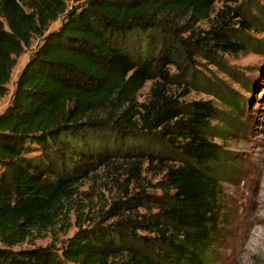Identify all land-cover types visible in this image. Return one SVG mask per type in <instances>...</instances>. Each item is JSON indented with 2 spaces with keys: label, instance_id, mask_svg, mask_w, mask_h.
Returning <instances> with one entry per match:
<instances>
[{
  "label": "trees",
  "instance_id": "trees-1",
  "mask_svg": "<svg viewBox=\"0 0 264 264\" xmlns=\"http://www.w3.org/2000/svg\"><path fill=\"white\" fill-rule=\"evenodd\" d=\"M218 1L83 0L69 7L66 0H0V98L17 58L33 37L42 38L0 114V264L211 260L224 161L209 136L216 109L206 101L181 107L165 88L166 66L201 48V37L182 34L209 19ZM237 32L213 25L207 34L216 43L201 46L241 51L246 46ZM149 81L150 98L139 103ZM122 164L135 182L161 169V193L150 194L143 184L132 193L127 179L124 198L84 214L74 200L78 183ZM73 213L77 230L61 248H14L69 229Z\"/></svg>",
  "mask_w": 264,
  "mask_h": 264
},
{
  "label": "rangeland",
  "instance_id": "rangeland-1",
  "mask_svg": "<svg viewBox=\"0 0 264 264\" xmlns=\"http://www.w3.org/2000/svg\"><path fill=\"white\" fill-rule=\"evenodd\" d=\"M66 2L74 7L83 0ZM222 9H225L224 15L216 19V12ZM62 19L63 16L52 22L49 30L59 28ZM241 20L255 25L244 27ZM222 24L238 31L246 46L243 50L224 52L219 47L207 50L216 43L207 32L213 25ZM190 35H193L191 40L196 36L203 39L198 43L201 48L184 58L180 65L166 66L170 78L165 93L184 108L195 101H206L216 109V116L210 120L209 136L219 144L224 161L219 167L222 188L218 201L219 236L207 264H264V0H227L226 3L219 0L211 17L197 23L182 37L187 39ZM41 41L40 36L33 37L31 45L17 58L7 84L8 92L0 98V114L10 104L18 75ZM205 42L207 48L204 49L201 45ZM152 85L153 81H149L141 90L139 103L148 101ZM233 103L238 106L235 110ZM131 177L125 164L100 168L78 183L74 200L86 207L84 214L97 215L111 202L123 197L122 185L127 179L131 181L128 190L132 193L140 191L142 184L150 194L161 193L157 187L164 177L161 169L145 171L140 182ZM75 221L73 213L69 229L49 232L14 248L50 243L61 248L77 230ZM89 223L87 221L84 226Z\"/></svg>",
  "mask_w": 264,
  "mask_h": 264
}]
</instances>
